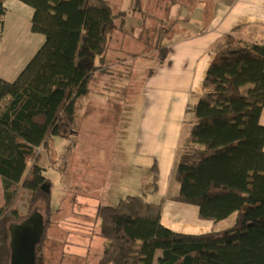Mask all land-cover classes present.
I'll return each instance as SVG.
<instances>
[{"label": "trees", "instance_id": "obj_1", "mask_svg": "<svg viewBox=\"0 0 264 264\" xmlns=\"http://www.w3.org/2000/svg\"><path fill=\"white\" fill-rule=\"evenodd\" d=\"M19 1L35 10L32 30L45 43L15 81L0 78V264H13V230L35 213L43 215L45 230L34 264H45L53 211L39 149L76 133V103L90 93L102 68L97 61L125 13L115 14L107 0ZM237 30L213 48L201 96L187 109L195 121L181 147L180 190L173 197L197 205L200 217L215 223L236 214L233 224L200 235L178 233L161 222L164 198L129 195L98 208L99 234L109 241L99 264H264V42L244 40ZM162 48L160 63L167 54ZM158 178L155 163L152 193ZM25 192L23 212L18 204Z\"/></svg>", "mask_w": 264, "mask_h": 264}, {"label": "crops", "instance_id": "obj_2", "mask_svg": "<svg viewBox=\"0 0 264 264\" xmlns=\"http://www.w3.org/2000/svg\"><path fill=\"white\" fill-rule=\"evenodd\" d=\"M107 1L115 14L125 13L116 19L118 28L121 26L118 19L126 22L129 16H139L140 8L146 11L156 8L161 11L163 18L157 16L156 21L151 22L152 34L157 31L156 27L165 26L171 37L169 44L165 46L167 54L164 62H156L145 75L142 96L133 102L138 113L136 120L134 119L136 131L133 134L129 133L127 139L119 130H115L112 134L103 132L102 134L107 135L111 140L102 141V147L88 145L84 149L79 148L81 139L87 136L86 133L93 137L96 131L84 127V122L87 121L85 118L90 116L88 113L91 109L87 111L85 109L90 98L86 95L77 101L75 107L77 153L74 157L76 177L72 179L82 187L89 185L90 189L79 188L76 191L70 188L66 193V200L72 203L73 217L89 219L80 227L92 231L96 228L95 231H98L99 206H114L129 195H145L154 202L164 198L161 222L175 232L200 235L231 226L236 214L215 223L213 220L201 218L197 205L175 200L173 197L180 190L179 182L175 178V170L184 138L195 121L193 114H187V109L194 106L201 96L205 76L215 56L213 48L220 47L224 36L237 27L235 34L240 38L264 42V0H137L140 4L132 9L130 0ZM4 7L7 13L3 17L1 23L3 25L0 24V78L12 82L43 46L45 36L32 30L35 10L31 6L19 0H6ZM139 22L144 27L143 35L145 27L147 31L149 29V21L147 17H143ZM11 28L12 43L3 47L2 42L6 36H10ZM141 32H133L132 35L135 33L137 36H142ZM97 63L102 68L96 76L103 72L104 65H113L116 60L105 54ZM129 94L130 92L122 102L119 101L122 107L126 103L130 104ZM100 98L104 101L100 99L99 104L95 101L94 106L110 101L105 96ZM119 113L122 114V111ZM108 120L102 119L105 122ZM261 124L264 126V109ZM65 152L66 148L60 149L59 153L55 152L54 158L49 150L45 156L41 153L40 165L47 178H49L47 170L50 169V165L61 169L63 165L67 167L73 162V155L70 157L71 152L68 158L64 157ZM58 157L61 161L64 159L65 164L58 165ZM116 159L119 160V164ZM42 160L48 162V168L43 165ZM155 163L159 170L158 190L152 193ZM66 167L63 169L66 170ZM50 181L52 197L57 189L53 181L51 179ZM1 182L2 179H0V194H4ZM73 191L76 193L73 194ZM4 202L5 199L0 195V206ZM76 203H85L88 207L79 209ZM51 208L54 212L51 219L53 224V220L60 215L61 208L53 206ZM69 215L71 212L67 218H72ZM42 218L45 223L43 215ZM79 223L77 222L76 226ZM49 239L50 237L46 238L45 243ZM160 254L161 251H158L157 258ZM47 263L45 258V264Z\"/></svg>", "mask_w": 264, "mask_h": 264}, {"label": "rangeland", "instance_id": "obj_3", "mask_svg": "<svg viewBox=\"0 0 264 264\" xmlns=\"http://www.w3.org/2000/svg\"><path fill=\"white\" fill-rule=\"evenodd\" d=\"M130 1L132 3L131 9L136 8V6L140 4L137 0ZM138 12H140L139 16H129L126 22H121V19H118V23L121 26L110 36L106 55L116 60V63L113 65H104L103 67H105L106 70L104 69L103 72L96 76L91 82V90L88 94L90 100L85 106L86 111L91 110L88 113L90 114L89 118H85L87 121L84 122V127L93 129L96 132L93 137H90L88 133H86L87 136H85V139H81L79 143V148L81 149L86 148L88 145L102 147V141L111 140L107 135L102 134L103 132L112 134L115 130H119L125 136V139H127L129 133L133 134V132L136 131L134 119L136 120L138 113L137 107L134 106L133 102L141 98L145 75H147L153 65L160 60L162 50L159 49L167 46L171 37L168 28L165 26L156 27L157 31H154V34H152L150 29L152 25L151 22H155L157 16L163 18L160 10L158 11L154 8L152 11H146V9L142 10L140 8ZM143 17H147L149 29L147 31L145 27V33L142 35L144 27L141 26L139 21L140 18ZM9 32L10 36H6L2 42L3 47H7L12 43L13 29L11 28ZM133 32H141L142 36H137L135 33L132 35ZM128 92H130L129 95L131 96H129L130 104L126 103L122 107L119 101L122 102L126 99ZM101 96H105V98L110 101L100 106H94L93 103L95 101L99 104V101L103 100L100 98ZM114 99L117 101L114 102ZM121 111L122 114L119 113ZM102 119L108 120V122L102 121ZM105 123L106 125H104ZM76 139V133L70 140L54 137L48 149L52 154V158H54L55 152L59 153L60 149L66 148L64 157L68 158L69 152H71L70 157L73 155V162L69 163L67 167L63 165L61 169L50 165V169L47 170L49 172L47 176L53 181L57 189L51 197V206L54 208H61L60 215L53 220V224L50 220L47 230V239L50 237L46 243L44 242V254L48 261L47 264H99L109 243V241L99 234L100 220H98V231H95L96 228L92 231L80 227L82 223H85L89 219L73 217L72 203L67 201L65 197L70 188L76 191L79 188L90 189L89 185L82 187L78 185L79 183H77L76 180H73L76 177V165L74 161L75 153H77V150H75L77 146ZM112 140L114 139L112 138ZM44 149L45 148H40L39 152L45 156L48 154V150ZM57 159L58 165H61V163L65 164L64 159L62 161L60 157ZM115 161L118 162V164L120 163L118 159ZM42 163L48 168V162L42 160ZM53 163L54 161L52 164ZM57 163L55 165H57ZM65 167L66 170L63 169ZM89 170L91 171V168H89ZM64 190L65 192H63ZM76 191H73V194H75ZM2 193H4L3 190ZM0 195H2L4 199V194ZM28 197V192H25L23 200L19 202V208L23 212L27 211ZM76 206H78L77 208L79 209H87L88 207L85 203H76ZM70 212L71 215L69 216H72V218H67ZM77 222L81 223L76 226Z\"/></svg>", "mask_w": 264, "mask_h": 264}, {"label": "flooded vegetation", "instance_id": "obj_4", "mask_svg": "<svg viewBox=\"0 0 264 264\" xmlns=\"http://www.w3.org/2000/svg\"><path fill=\"white\" fill-rule=\"evenodd\" d=\"M31 221H39V217L33 214L31 217ZM29 222L27 226L21 228L19 236H17V241L14 250L15 263L16 264H33V249L36 247L37 240L39 237L38 229L34 226L32 222ZM25 236V238L20 241L21 236Z\"/></svg>", "mask_w": 264, "mask_h": 264}, {"label": "water", "instance_id": "obj_5", "mask_svg": "<svg viewBox=\"0 0 264 264\" xmlns=\"http://www.w3.org/2000/svg\"><path fill=\"white\" fill-rule=\"evenodd\" d=\"M50 184H45L43 186V190L46 191V192H50ZM35 215H37L40 219L39 221L35 222V221H31V218H29L27 221L23 222L22 224L18 225L14 230V236H13V250H15V245H16V241H17V236H19L20 234V229L23 228L24 226H27V224H29V222L31 221L34 226L38 229V234H39V237H38V240H37V243L41 241L42 239V236H43V232L45 230V223H44V220L42 218V215L40 213H35ZM25 238V236H21L20 238V241H22L23 239ZM35 248L33 249V252H34ZM33 258H34V253H33ZM13 264H16L15 263V256H14V252H13ZM33 264H34V261H33Z\"/></svg>", "mask_w": 264, "mask_h": 264}]
</instances>
